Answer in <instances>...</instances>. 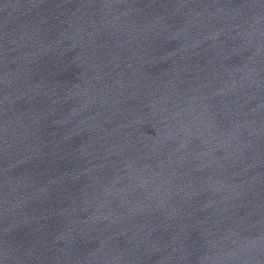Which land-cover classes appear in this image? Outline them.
<instances>
[{
	"label": "water",
	"instance_id": "water-1",
	"mask_svg": "<svg viewBox=\"0 0 264 264\" xmlns=\"http://www.w3.org/2000/svg\"><path fill=\"white\" fill-rule=\"evenodd\" d=\"M0 264H264V0H0Z\"/></svg>",
	"mask_w": 264,
	"mask_h": 264
}]
</instances>
